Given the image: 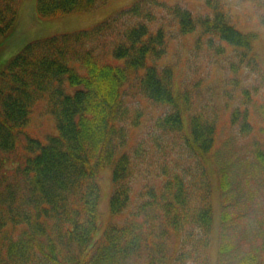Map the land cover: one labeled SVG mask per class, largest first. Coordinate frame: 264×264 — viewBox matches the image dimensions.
I'll use <instances>...</instances> for the list:
<instances>
[{
  "label": "trees",
  "instance_id": "16d2710c",
  "mask_svg": "<svg viewBox=\"0 0 264 264\" xmlns=\"http://www.w3.org/2000/svg\"><path fill=\"white\" fill-rule=\"evenodd\" d=\"M21 1L0 0V264H264L245 251L250 234L264 235V227L247 232L256 213L244 218L245 194L231 190L233 175L219 162L215 110L199 102L203 90L191 66L181 76L161 62L170 35L157 16L165 11L179 34L198 32L196 52L207 44L212 51L216 42L219 54L225 44L245 54L255 35L234 26L221 0H205L210 13L200 16L159 0H134L90 28L31 40L7 57ZM108 1L33 0L32 6L50 19ZM40 99L56 133L20 144ZM150 106L166 111L129 145ZM254 156L264 169V151ZM106 167L109 211L121 217L99 232V172ZM144 172L163 181L130 206L131 181ZM237 221L243 230L231 236Z\"/></svg>",
  "mask_w": 264,
  "mask_h": 264
},
{
  "label": "rangeland",
  "instance_id": "374dc122",
  "mask_svg": "<svg viewBox=\"0 0 264 264\" xmlns=\"http://www.w3.org/2000/svg\"><path fill=\"white\" fill-rule=\"evenodd\" d=\"M32 1H21V11L14 35L5 46L7 52L11 48L7 57L14 55L31 40L90 28L114 11L127 7L134 0H109L105 5L96 6L89 12L78 10L50 19H41L35 15ZM159 1L169 6L186 7L194 16L210 13L205 0ZM221 2L224 3L237 29L243 33L255 35L250 51L243 54L242 49L231 48L225 44L223 53L219 54L221 46L214 42L212 51H209L207 44L200 52H196L194 45L198 32L179 34L175 26L169 22L171 18L163 11L157 17L162 20L161 23H164V28L170 36L167 53L161 62L172 65L176 73L181 72V76L185 67H192V80L200 82L203 90L198 91L199 102L208 103L210 112L215 110L212 112L217 125L215 148L220 151L219 162L225 165V168H228L233 175L231 177L228 174L229 181L233 183L231 190L235 193L236 188H239L240 192L245 194L240 202L244 218L248 214L256 213L254 219L248 221L251 229L247 232L255 228L262 232L264 227V169L262 165H259L254 154L260 148L264 151V0H221ZM198 54L202 55L193 60ZM241 55H244L242 59ZM194 65L198 68L197 72H194ZM69 89L73 90L72 87ZM134 101L135 98L131 99L129 104L132 105ZM45 104V100L40 99L33 105L19 139L20 144H23L26 138H37L44 142L46 136L56 133L53 117L46 111ZM162 108L163 111L160 110ZM244 110L247 114L246 119L242 120ZM164 111H166L164 107L145 108V112H148L147 121L144 116L141 122V125H144L143 128L131 131L129 145H134L137 141L136 137L139 139L140 135L149 128L153 117ZM234 114L237 115L236 120H238L236 123H230V116ZM246 120L249 124H245ZM219 143H221L220 146H218ZM189 164L191 168H194V162L190 161ZM110 172V167L103 168L99 172V232L108 222L118 221L121 217L119 214L112 216L108 207L111 192ZM144 173L137 174L139 177H134L131 181L130 206L138 204L145 188L149 185L157 188L163 181V177ZM215 178V176L212 178L214 191L211 200L214 210V234L216 235L220 194ZM150 188L153 187H149L150 191L157 190ZM243 224V221H237V226L230 232V235L234 236L235 232L240 234ZM250 235L253 236L252 242L247 241L245 251L248 254L256 253L258 261L264 263L262 246L264 235ZM213 253L214 249H212Z\"/></svg>",
  "mask_w": 264,
  "mask_h": 264
}]
</instances>
